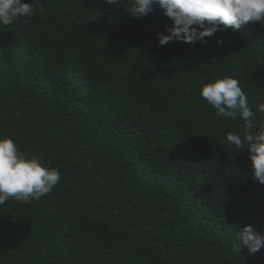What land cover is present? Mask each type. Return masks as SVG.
Instances as JSON below:
<instances>
[{
  "label": "trees",
  "instance_id": "trees-1",
  "mask_svg": "<svg viewBox=\"0 0 264 264\" xmlns=\"http://www.w3.org/2000/svg\"><path fill=\"white\" fill-rule=\"evenodd\" d=\"M130 2L40 0L0 25V137L61 173L39 201L0 205V264H264V246L235 247L245 226L264 235V185L226 142L244 121L200 95L236 78L259 130L264 27L161 46L171 20Z\"/></svg>",
  "mask_w": 264,
  "mask_h": 264
},
{
  "label": "clouds",
  "instance_id": "clouds-1",
  "mask_svg": "<svg viewBox=\"0 0 264 264\" xmlns=\"http://www.w3.org/2000/svg\"><path fill=\"white\" fill-rule=\"evenodd\" d=\"M109 5H118L120 0H106ZM40 0L31 3L24 0H0V25L8 26L23 18L27 23L36 14ZM162 10V15L171 20V26L165 27V33H157L159 45L172 41L206 43L205 37H212L218 30L232 28L239 30L249 22H264V0H131L127 13L136 19ZM41 10L42 7H41ZM222 44V40H217ZM200 95L215 110L216 115L224 119L241 118L244 121L243 136L228 133V147L237 151L247 147L251 161V174L264 185V124L256 128V113L248 104L247 96L236 78L225 76L213 82L203 84ZM258 111L264 113V101L258 105ZM61 181L58 168L43 166L39 158L29 157L20 151L12 137H0V205L9 199L24 204L39 201L50 194ZM238 252L247 247L250 254L264 246V235L256 233L251 225L237 232Z\"/></svg>",
  "mask_w": 264,
  "mask_h": 264
},
{
  "label": "rangeland",
  "instance_id": "rangeland-1",
  "mask_svg": "<svg viewBox=\"0 0 264 264\" xmlns=\"http://www.w3.org/2000/svg\"><path fill=\"white\" fill-rule=\"evenodd\" d=\"M260 25H261L262 27H264V22H262Z\"/></svg>",
  "mask_w": 264,
  "mask_h": 264
}]
</instances>
